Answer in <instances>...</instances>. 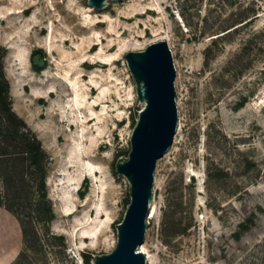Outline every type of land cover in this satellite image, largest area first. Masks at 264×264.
I'll list each match as a JSON object with an SVG mask.
<instances>
[{
	"label": "rangeland",
	"instance_id": "obj_1",
	"mask_svg": "<svg viewBox=\"0 0 264 264\" xmlns=\"http://www.w3.org/2000/svg\"><path fill=\"white\" fill-rule=\"evenodd\" d=\"M109 2L0 0V264L114 248L130 200L115 165L140 108L124 55L159 37L180 130L156 163L149 264H264V0ZM73 62L82 113L59 78Z\"/></svg>",
	"mask_w": 264,
	"mask_h": 264
},
{
	"label": "water",
	"instance_id": "obj_2",
	"mask_svg": "<svg viewBox=\"0 0 264 264\" xmlns=\"http://www.w3.org/2000/svg\"><path fill=\"white\" fill-rule=\"evenodd\" d=\"M87 4L103 9L107 0H87ZM124 59L140 105L127 158L115 165L116 174L128 183L130 200L115 225L114 248L94 256L90 264H146L139 245L145 237L156 162L172 145L178 124L176 71L168 44L163 40L153 42L143 50L126 52ZM32 62L43 64L37 56Z\"/></svg>",
	"mask_w": 264,
	"mask_h": 264
},
{
	"label": "bare ground",
	"instance_id": "obj_3",
	"mask_svg": "<svg viewBox=\"0 0 264 264\" xmlns=\"http://www.w3.org/2000/svg\"><path fill=\"white\" fill-rule=\"evenodd\" d=\"M110 0H107V5L103 8V9H97L95 8L94 6H91V5H88L86 4V7L89 9V10H93L96 9L95 11L99 12V13H104L106 12L105 10L108 8L109 6V2ZM122 1H125V0H122ZM134 1V4L140 2L141 0H132ZM128 6V5H127ZM138 6V5H137ZM137 8V7H136ZM128 9V8H127ZM130 9V8H129ZM125 11V10H124ZM129 11V10H128ZM133 12V11H132ZM86 20V19H85ZM96 21V20H95ZM109 26V25H108ZM82 27V26H81ZM110 27V26H109ZM54 27H53V23L50 22L49 23V33L47 34V37L45 39V43L48 45V48H49V51L48 53L50 52L51 56H52V48H53V45H52V38H53V30ZM159 40H163L167 43V39L165 38H162V37H159ZM156 42V41H155ZM168 44V43H167ZM46 45V46H47ZM169 46V45H168ZM171 47V46H170ZM47 48V47H46ZM140 51V50H139ZM52 59V58H51ZM56 60V58H54ZM59 60V59H58ZM63 61V60H62ZM65 61V60H64ZM56 63V62H55ZM39 65V64H38ZM55 65V64H54ZM64 68L62 70H64V74L62 73H58L59 74V78L62 80H66V82L68 83V87L69 89L71 90V99H70V102L76 107V110L79 112V113H82V110H81V106L85 103L82 99V93L83 91L78 87V77H80V73H82V70L80 68L76 69L75 67V62H73V64L69 65V66H65V64L63 63L62 65ZM133 94L135 95V98H136V93H135V90L133 91ZM88 110L91 112V114H94V108L89 106ZM102 111H104V108H102ZM96 114V113H95ZM82 118H81V122L83 124L87 123L84 118L85 116H82L80 115ZM179 120V119H178ZM180 126V125H179ZM178 129V131H177ZM177 129H176V133L179 132L180 130V127H178V124H177ZM83 130L82 129V135H81V145L82 148H84V144H83V140H84V133H83ZM175 133V134H176ZM175 136V135H174ZM174 140V138H173ZM173 144V142H172ZM172 146V145H171ZM170 146V147H171ZM169 147V148H170ZM168 148V150H169ZM167 150V151H168ZM166 151V152H167ZM165 152V153H166ZM164 153V155H165ZM159 160V159H158ZM157 160V161H158ZM157 163V162H156ZM86 170H88L91 174H92V178L93 179H97V175H96V172H95V165L94 163L90 162L89 160L86 162ZM88 168V169H87ZM156 168V167H155ZM84 175V172L81 173V176ZM154 175H155V172H154ZM191 176H195V175H191ZM194 178V177H193ZM153 187H154V182H153ZM156 216V205H155V201L153 200V188H152V199H151V202H150V205H149V211H148V215L146 217V222H147V226L149 224L148 220H152L154 217ZM146 230H147V227H146ZM145 234H146V231H145ZM115 244H116V236H115ZM115 246V245H114ZM139 250L140 252H142L145 256V260L147 261L146 264H149V247L145 241V237H144V241L139 245Z\"/></svg>",
	"mask_w": 264,
	"mask_h": 264
},
{
	"label": "trees",
	"instance_id": "obj_4",
	"mask_svg": "<svg viewBox=\"0 0 264 264\" xmlns=\"http://www.w3.org/2000/svg\"><path fill=\"white\" fill-rule=\"evenodd\" d=\"M83 258H84L83 260H84V262H85L86 264H90V261H89L87 255H84ZM92 259H93V258H92ZM84 262H83V263H84Z\"/></svg>",
	"mask_w": 264,
	"mask_h": 264
}]
</instances>
